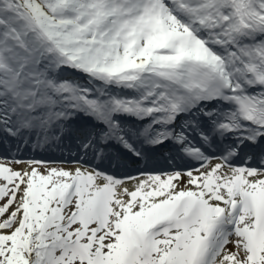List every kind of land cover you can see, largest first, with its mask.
<instances>
[{
    "label": "snow or ice",
    "instance_id": "6c2138e0",
    "mask_svg": "<svg viewBox=\"0 0 264 264\" xmlns=\"http://www.w3.org/2000/svg\"><path fill=\"white\" fill-rule=\"evenodd\" d=\"M0 148V264H264V0H0Z\"/></svg>",
    "mask_w": 264,
    "mask_h": 264
},
{
    "label": "bare ground",
    "instance_id": "6f19581e",
    "mask_svg": "<svg viewBox=\"0 0 264 264\" xmlns=\"http://www.w3.org/2000/svg\"><path fill=\"white\" fill-rule=\"evenodd\" d=\"M67 75H68V76H72L73 73L69 70V71L67 72ZM65 141H67V140H65ZM67 143H68V141H67ZM166 147H167V146H166ZM167 149H168V148H167ZM167 149H166V150H167ZM52 151H53L52 149L48 150V152H50V153H52ZM57 152H60V151H57ZM58 154H60V153H58ZM54 155H55V156H58L57 153H55ZM112 156H113V155H112ZM58 159H59V158H58ZM70 159H71V158H70ZM70 159H69V160H70ZM111 160L113 161V158H112ZM105 162H106V166H108L109 163H110V161H105ZM136 169H137V168H136ZM113 170H114L119 176H123V175H125V174L127 173V172H125V171H122V172H121L120 169H119V170H117V169H113Z\"/></svg>",
    "mask_w": 264,
    "mask_h": 264
},
{
    "label": "rangeland",
    "instance_id": "374dc122",
    "mask_svg": "<svg viewBox=\"0 0 264 264\" xmlns=\"http://www.w3.org/2000/svg\"><path fill=\"white\" fill-rule=\"evenodd\" d=\"M65 166H73L71 164H66ZM14 167L18 168V169H22V168H25L27 167V165L25 164H19V165H14Z\"/></svg>",
    "mask_w": 264,
    "mask_h": 264
}]
</instances>
